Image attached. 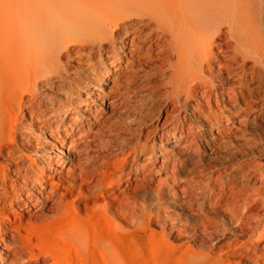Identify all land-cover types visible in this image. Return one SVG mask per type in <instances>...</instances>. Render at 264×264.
I'll return each instance as SVG.
<instances>
[{"label":"bare ground","instance_id":"1","mask_svg":"<svg viewBox=\"0 0 264 264\" xmlns=\"http://www.w3.org/2000/svg\"><path fill=\"white\" fill-rule=\"evenodd\" d=\"M141 244L264 264V0H0V264Z\"/></svg>","mask_w":264,"mask_h":264},{"label":"rangeland","instance_id":"2","mask_svg":"<svg viewBox=\"0 0 264 264\" xmlns=\"http://www.w3.org/2000/svg\"><path fill=\"white\" fill-rule=\"evenodd\" d=\"M159 228H157L158 230ZM148 244L139 245L138 249L122 251L121 257L128 261V264H195V260H185L179 253L178 258L174 259V255L169 252H163L161 250H154ZM130 252V253H129ZM132 252V253H131ZM127 253V254H126ZM169 254V256H168ZM177 255H175L176 257ZM178 257V256H177ZM137 262V263H136ZM140 262V263H139Z\"/></svg>","mask_w":264,"mask_h":264}]
</instances>
